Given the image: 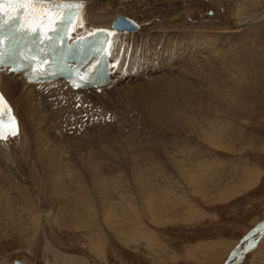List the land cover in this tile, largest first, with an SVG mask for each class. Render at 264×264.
<instances>
[{"label":"rangeland","instance_id":"374dc122","mask_svg":"<svg viewBox=\"0 0 264 264\" xmlns=\"http://www.w3.org/2000/svg\"><path fill=\"white\" fill-rule=\"evenodd\" d=\"M137 1L141 4L139 7L143 12V14L138 15L137 19L141 22L140 26L147 27L148 22L151 21L153 22V29L157 28L156 30L143 29V34L149 35L153 31L154 34L156 31L160 33L161 36L159 37L162 40L172 39V42L173 40L178 41L182 36L186 38L185 42L189 44L190 50L184 51V56L182 54L185 58L179 55L182 50H178V57L181 61L186 62L188 60L187 62L190 63L191 60L196 58V61L200 60H198L199 63L202 59L206 61L209 55L210 57L215 56L214 52L210 54L209 49L200 52L195 51V47L191 45L197 35L208 37L207 42H210L209 44H212V47L219 48V57H221L220 54L224 55L221 51L224 52L227 48L234 47V52L237 54V63L234 70L235 74L231 79L233 89L230 105L225 107L223 112L199 114L193 118L194 120L187 118L185 121H180L181 118L175 119L171 116L159 115L160 105L151 95L157 94V92L148 89L153 80L144 75L141 80L129 83L122 82L119 85L122 89L120 91L123 93L121 99L119 91L116 92V90L111 93L105 92L107 95L104 92H97L96 96L86 95V99L91 102L83 105H81L82 98L77 97L78 103H75L73 108L78 113L80 112L79 115L65 116L62 125L60 124L61 126L59 125L58 129L52 125L45 127V123H43L38 127L40 130H28V137L31 135V138L36 137L34 139L36 151L35 148L31 150V152H34H30L29 160L27 158L29 162L26 163L27 166L34 165L37 174L43 172L44 176L46 174L44 171L48 167L51 168H49V172L46 170L48 175L53 169L55 171L53 173H58L59 177L64 175L63 178L60 177L59 179L58 177L56 182L60 187L63 183L69 185L66 187L63 184L67 190L63 193V196L58 194L62 197L66 196V199L73 198L76 195L74 189H77V183V186H83L87 193L88 186H92L87 195L89 198L92 197V199H88L94 207L91 210L92 216L88 220H83L85 223L82 224L79 221L76 224L77 226L74 225L73 227L62 223L60 224L63 226H57L54 221L47 223V220H44L43 222L35 213L26 216L30 220L28 223L33 221L37 223V225L30 228L19 229L9 223H3L4 225L0 223V264H13L14 259L23 264H54V258L47 250L45 241L49 243L51 248L71 257L73 264H223L226 260L229 261L232 258L230 252L238 245L240 238L249 233L259 221L264 219V19L249 22L239 28L237 32L233 31L234 17L232 16L234 4L236 5L238 2V4L242 3L248 8L246 18L249 20L264 10V0ZM135 2L136 0L133 1V5ZM147 2H149L148 5ZM153 13L159 17H154ZM143 15L147 16L149 20ZM160 18L165 20L163 24V20L159 23ZM231 32H234V34H231ZM232 54L235 53L232 52ZM138 56L140 59L139 51L134 52L133 57ZM181 61L177 60V65ZM175 68L176 71H173L177 73L178 68L176 66ZM160 73H163V70ZM176 73L172 74L175 75ZM189 73H187V76H189ZM165 74L163 73V75ZM191 76H193L191 77L193 79L194 75ZM100 98L108 100L110 107L105 106V103L99 100ZM148 98L152 99L149 101ZM149 110L152 111L149 112ZM146 116L151 119L147 120ZM160 118L166 124L163 122L161 126L159 124ZM154 119H157L156 122ZM125 121L133 124L136 122L139 127L134 126L135 124L129 125ZM141 121L148 129H145ZM193 123L197 125L193 126ZM159 127L161 128L159 129ZM196 128H199V130H215L212 140L206 143L202 141V144L195 138L194 133H189L191 130H197ZM194 143L197 146L193 147ZM129 144H132L135 148L134 153L132 152L133 147ZM175 146L183 147L182 150L188 153H194L195 151L197 154H201L200 158L202 161L204 160V164L197 167L192 166L193 162L192 165L191 163L188 164L189 182L182 181L179 178L170 180L168 199L163 201L156 199L153 204L136 199L134 203L132 201V207L126 208V213L122 216H104L99 212L101 204L98 201L99 204L95 202L99 196L97 190L94 192L96 189L93 182L95 173L101 171L99 172L101 179H99L107 181L112 174L110 173L108 176L105 171L106 173L110 171L112 173L118 172L117 174L121 179L116 182H121L122 188L125 186L128 188L134 182V178L130 174L133 168L149 169L148 172H150L151 164L149 162L151 159L159 161L160 158H164L163 161L166 163L169 156L165 153H172ZM120 147L124 150H121ZM129 147L131 148L130 153H128ZM79 149H82L83 152ZM38 150L41 153H46L47 156L41 154ZM120 150L123 151V154L121 152V155L119 154L121 158L118 156ZM125 150L127 154H130L128 156L136 157V159L124 156ZM203 150L204 152H202ZM34 153L36 159H33ZM57 153L60 154L57 155ZM83 153L94 163H90ZM94 153L97 157L93 155ZM192 155L190 161L193 160ZM44 157H47L46 160ZM91 157L93 159L95 157V159L93 160ZM112 157L116 159H113L114 162L116 161L113 166L111 165ZM124 157L129 158L127 161L131 159L130 162L133 163L129 162L127 165L122 162L121 164L119 158L125 162L126 158ZM57 158L58 160L60 158L59 162H57ZM117 161L119 162L117 163ZM0 162V166L5 165L6 168L11 166L6 164L5 161ZM100 162L104 163H101L103 166H98ZM40 163L48 167H42L39 165ZM59 163L64 164L60 165ZM65 163L69 168L65 167ZM91 164L95 165V170H93ZM21 165L18 166L17 164V169ZM59 165L64 167L61 168ZM4 167H0V170L3 169L0 172V178L4 181V175L7 178L5 177V182H1L0 179L3 184L0 183V193H3V189H5L6 191L2 197H9L11 193H14L15 197H19L16 196L20 191L18 186L22 187L26 180L22 179L21 181V178L18 179L19 176L12 167L13 170L10 168V171L13 172H10L12 175L6 173L9 170L7 171ZM54 167H57L56 170ZM99 167H102L101 169H104V171ZM33 172L35 173V171ZM61 172H64V174ZM103 173L104 176H102ZM1 174H4L3 178ZM42 174H40L41 182L49 183L48 179L47 182L44 180L47 177L43 178ZM70 174L71 176H69ZM77 176H80V178H76ZM84 176L89 178H87V184L91 179L93 181L91 180L88 185L86 183L82 185L81 178ZM51 177L54 178L55 176L51 175ZM8 178H11L10 180L13 182H9ZM75 178L78 180L77 183L73 182ZM112 178L114 177L112 176ZM16 179L18 181H15ZM59 180L60 183L61 181L63 183L60 184ZM70 180L73 184L69 182ZM6 182L13 186L16 185L19 191L14 187L12 188L14 192H11L9 188L12 185L10 186ZM19 183L20 185H17ZM45 183L44 185L41 184V187H44ZM51 186L53 188V182ZM45 187L44 192L50 193L49 190H52V188H48L49 185ZM122 188L117 189L116 193L129 191L127 188L123 190ZM69 191L75 194L72 193L69 197L67 195ZM113 193L112 195L118 197L114 191ZM47 194L44 199L40 192L37 199L45 201L50 198L51 201L48 200V204L51 202L53 210H51L50 204H45L47 200L45 202L40 201L47 205L46 207L49 211L51 210L52 216H56L62 210L63 206L60 205L63 204L65 197L60 198V196H54L52 193V198L50 197L51 194H49V198H46ZM91 194L98 196L93 197ZM12 197L10 196V198ZM12 200L14 201L13 198ZM55 202L59 206H56ZM13 203L16 204L18 201ZM2 205L4 207V204ZM57 207L59 211H57ZM34 216L35 219L31 220V217ZM261 228L252 232L254 234L249 242L246 238L238 245L235 250L238 261L234 264H264V228L262 230Z\"/></svg>","mask_w":264,"mask_h":264},{"label":"bare ground","instance_id":"6f19581e","mask_svg":"<svg viewBox=\"0 0 264 264\" xmlns=\"http://www.w3.org/2000/svg\"><path fill=\"white\" fill-rule=\"evenodd\" d=\"M133 1L134 0H85V3H86V20L82 23V26L76 28V33L77 34H87V33L95 30L97 27H100V26H106V27L109 26L110 27L111 21L114 18H116L117 15L127 16V17L133 19L134 21H136L140 25L141 22H139V20H137V19H138L139 14H143L142 10H140V7H139L141 4L138 3L139 1L136 0L135 4L133 5ZM158 1H160V0H158ZM148 3L149 2H147L146 4L148 5ZM151 4H153V3H151ZM161 4H163V3H161ZM153 5H151V6L154 7ZM234 6H235L234 12L232 14V16L234 17V29H233V31L238 32L239 28L243 27L244 25L248 24L249 22L252 23L254 21L264 19V10L260 14L255 15L253 18L248 20V18H246V14L248 11V8L246 7V5H244L242 3L238 4V2H237L236 5L234 4ZM166 11H167V9H166ZM172 11H173V9H172ZM146 14H147V12H146ZM152 15H154V17H156V16L159 17L158 15L155 16L154 13ZM143 16L145 17V15H143ZM150 17H151V15H150ZM145 18H148V17L146 16ZM162 18H163V16H162ZM169 19H170V17L168 18V20ZM147 20H149V18ZM160 20H161V18H160ZM162 20L159 21V23L162 22ZM164 21L165 20H163L162 24L164 23ZM152 26H153V22L150 21V22H148L147 27H141L140 26L141 29L139 28V30H140V31L138 30L139 32L138 31L113 30L111 54H112L113 59H115V61L118 64L117 71L112 76L113 77L112 81L103 85L102 88H96L95 90H85V91L84 90H73L62 81H57V82H54L51 84H43V85L28 84L24 80H22V78L20 76L11 74V73L5 71L4 69H0V92L5 97V99L8 101V103L10 104V106L13 110V113L18 120V134L15 137H8L7 139L0 141V161H2V162L5 161V162H7L6 164H10L11 166H9V168H8V166L6 168L5 165L0 166V167L3 168L5 166L4 168H6L7 171L9 170V172H6V170L4 169L5 172L10 174V175H12V173H13L12 171H10V168L12 167L15 170V173L18 174V176H19V177H17L18 179L21 178V181H22V179L26 180V181H24L25 184H23L22 187L18 186L20 188V191L18 188H16L17 187L16 185L13 186L11 184L12 187L9 188V189H11L10 190L11 192H14V189L12 191V188H14V187L19 191V193L16 195L19 197H15L13 195L14 193L10 194L9 193L10 191L8 192L11 197L14 196L17 199L16 200L14 197H12L14 199V201H18V203L14 204L13 203L14 201L12 200V198H10V196L9 197H2V195L6 191L5 189H3L4 190L3 193L2 192L0 193V223H2V224L3 223H9L13 227L19 228V229L20 228L25 229L26 227L30 228L31 226L37 225V223H36V221L28 223L30 220L28 218H26V216L28 217L29 215L31 216L32 214L35 213L40 217L41 221H43V222H44V220H47V223L49 221H50V223H52L54 221V223L57 226L64 224V225H72V227H73L74 225L77 226L76 224L79 221L82 222V224L85 223V222H83V220H85V219L88 220V218H90L92 216L91 210L94 206L89 203V201H90L89 199H92V197L89 198L87 195L90 191L89 189H92L91 188L92 186H90V185L88 186V193H87V191H85L83 189V186L82 187L77 186L78 180L76 178H80V176L79 177L77 176L75 178V180H73V182L75 181V183H77L76 184L77 189L75 187H74L75 189L73 188L74 190H76V191H74V192H76V195L75 196L73 195L74 196L73 198L66 199V196H64L65 198L62 196H63V193H65L67 191L64 188L65 187L64 185H66V187H67L68 184H64L62 181L60 183V180H59L58 182L60 184H62V183L64 184V185L63 184L61 185V187H63V188H61L59 186V184L57 185L56 181L59 177L58 176L59 174L53 173V172H55L54 169H53V171L51 170L52 172H50L49 173L50 175H48L46 170H48V172H49L50 167L47 166L48 169H46L47 167L43 166V164L40 163L39 165H41L42 167H46V168L41 167L42 169H46L44 171V173H46L44 176L42 174L43 173L42 171H41L42 173L39 172L40 171L39 169H38L39 173L37 174V171L34 169V167H33L34 165L32 163H31V165H33V166H27V164L29 163L28 160L30 158L29 157L30 152L33 148H35L34 147L35 146L34 139L36 138V137L31 138L32 135L28 137L27 136L28 130H33V131L34 130H40V129H38V127L40 125H42L43 123H45L44 124L45 127L52 125V126H54V128L58 129L59 125L60 124L62 125V123L64 121L63 118L65 116L79 115L80 112L78 113L73 108L75 103H78V101L76 99L77 97L82 98L81 99L82 100L81 105H83L84 103L87 104V103L91 102L90 100L88 101L86 99V97H87L86 95L96 96L98 91L104 92V93L108 91L111 93V92L116 90V92L119 91V97L121 99L123 93L120 91L121 88L119 85L122 82H124V83L134 82L137 80H141V77H143L144 75H147L148 79L153 80V82L150 83L151 84L150 87L148 86V89H150L154 92H157V94L154 93L155 95L154 94H151V95L154 96L153 98H155V100L158 101V103L160 105L159 106L160 107L159 115L163 114L165 116L166 115L171 116L172 118H175V119L181 118L180 121H185V120H187V118L189 120H191V119L195 118L196 116H198L199 114H205L206 115L208 113L210 114L211 112H213L215 114L217 112H221V111L223 112L225 107H228L230 105L231 94H232V89H233L231 86L232 85L231 79H232V76L235 74L234 70H235V65L237 63V54H236V52H234V47L229 46L231 48H227L224 52L221 51V53H224V55L220 54L221 57H223L221 59V57H219V54H218L219 48L212 47V44H209L210 42H207V40H206L208 37L197 35V36H195L194 41H193L194 45L193 44L191 45V46L195 47V51L197 50L198 52H200V51H204L205 49H209L208 51L211 52L210 54H212L214 52L215 56L212 55L213 57H210V55H209V57L206 61L205 60L203 61V59H202L203 56H202L201 57L202 60L199 63H198L199 59L196 61L195 60L196 58L191 60L190 63L187 62L188 60L186 62H184V61L180 60V57H178V50H182V53H179L180 56H182L184 51L190 50L188 47L189 44H187L185 42L186 38L182 36L181 39H179L178 41L173 40V42H172V39H163L162 40L159 37V36H161L160 33L159 32L157 33L156 31L154 34H153L154 31L149 35L143 34V29H145V30H147V29L148 30H156L157 29V28L153 29ZM231 34H234V32H231ZM138 51H139L140 59H139V56L135 57V58L133 57L134 52H138ZM232 52L235 54H232ZM183 56H184V54H183ZM183 56H182V58H185ZM175 57H176V61L174 62ZM177 60L181 61V62H179L178 65H177ZM174 65L178 68L177 73L174 72V71H176V68ZM171 67H173V68H171ZM162 70H163V73H166L167 75L166 74L163 75V73H160ZM188 72H190L191 75H194L193 79H191V77H193V76H191L190 73H189L190 77L187 76ZM122 73H125L126 77L123 78L121 76ZM172 73H176V74L173 75ZM188 80L190 81L189 84H188ZM195 81H197V82L194 83ZM144 88H145V86H144ZM124 94H125V91H124ZM80 95H82V96H80ZM105 97H107V96H105ZM120 99H118V101L121 102ZM148 99L150 101L152 98L151 99L148 98ZM99 100L104 102L105 106L110 107V102L108 100H104L103 98H100ZM133 101H135V100H133ZM108 107H107V109H108ZM146 111H148V110H146ZM146 111H145V113H146ZM150 111H152V110H149V112ZM149 114H152V113H149ZM136 115H138V117H141L139 114H136ZM156 117H158V116H156ZM146 118H147V116H146ZM148 119H151V118H147V120ZM58 120H59V123H58ZM156 120H155V122H156ZM126 121H128V120H126ZM142 121H141V123L144 126V122H142ZM163 122H164L163 119H161L159 124L162 126ZM126 123L129 125L135 124L134 126L139 127L138 124L136 125V122L134 124L132 122H130V123L126 122ZM192 125L195 126L197 124L194 125V123H193ZM157 127H158V125H157ZM160 128L161 127H159V129ZM145 129H148V128L145 127ZM196 129L197 130H191V132H189V133H192V134L194 133L195 138L198 141H200L201 143H202V141L206 143V142L212 140V136H213V133L215 130H199V128H196ZM132 130H133V128H132ZM33 131H32V133H33ZM130 132L132 133V131H130ZM130 142H132V141L130 140ZM130 145L133 147L132 144H129V146ZM127 146H124V147H127ZM136 146H138V145H136ZM192 146L194 147L197 145L194 143V145H192ZM198 146H200V145H198ZM55 147H57V146H55ZM121 147H120V149L124 150ZM82 149H79V150H81V152H83ZM134 149L135 148L133 147L132 152L135 151ZM182 149H183V147L175 146L172 153L166 151L167 153H165V154L169 156L166 159V163H164V161H163L164 158L163 159L160 158L159 161H155V160L151 159V161L149 162L151 164L150 172H148L149 169L140 170L137 168H133L131 170L130 174L134 178V182H132V184H130L128 188L126 186L122 188V183L116 182V181L121 179V178H119V176L117 174L118 172L112 173L110 171V172L106 173V171H105V174H108V176L110 175V173L112 174L111 177L109 176L110 179L107 181L104 179L100 180L101 178H100L99 172H101V171H98V173H95L94 178H93L94 181L92 179L91 180L94 182V184L96 186V189L94 190V192L97 190V193L99 195V196L96 195V196H98V198H96V201H95L96 203L98 201L101 204L100 205L101 207L99 209L100 211L99 210L98 211L101 212L104 216H112V217H116L117 215L122 216L123 214L126 213V208H128V207L130 208L131 204H133L135 202L134 200H136V199L142 200V201H144V203L148 202V204H153L156 201V199L158 201H163L165 199H168L167 197H168V195H170L169 186H170L172 179L175 180V179L179 178L182 181L189 182L190 172L187 169L188 164L191 163V165H192V162H193L194 164L192 166H195V167L204 164V162H203L204 160L202 161V159L200 158L201 154H197L195 151H194V153H188L186 151H183ZM39 150H40V148H39ZM74 150H75V148H74ZM121 150L119 151V153L116 152V153H118V156L121 155L120 154ZM35 151H36V148H35ZM38 151H37V153H38ZM130 151H131V148H130V150L128 149V153H130ZM191 151H192V149H191ZM33 152H31V153H33ZM125 152L126 153H124V156L130 157V156H128L130 154H127L126 150H125ZM202 152H204V150ZM76 153H78V152H76ZM138 153H139V151H138ZM41 154L44 155L46 153H41ZM58 154H60V153H57V155ZM79 154H80V152H79ZM98 154H100V153L98 152ZM110 154H111V152H110ZM83 155L85 158L88 159V157H86L84 153H83ZM93 155H95V153ZM107 155H109V154H107ZM132 155H134V154H132ZM191 155L193 156L192 161H190ZM34 156H35V153H34L33 157ZM46 156H47V154H46ZM35 157L33 159H36ZM27 158H28V160H27ZM46 158L44 157L45 160H46ZM120 158H121V156H120ZM120 158H119V161L121 162V164L123 162L124 164L128 165V163L131 160L130 159L129 161H127V159H129V158L124 157V158H126V161L124 162L122 159L120 160ZM130 158H133V157L131 156ZM94 159H95V157H94ZM113 159H114V157H112V160H111L112 166L116 162V161L114 162ZM133 159L135 160L136 157ZM57 160H58V158H57ZM97 160H98V158H97ZM107 160H109V159H107ZM114 160H116V159H114ZM41 161H43V160L41 159ZM59 161H60V158L57 162H59ZM89 161H88V163H89ZM119 161H117V163ZM84 162H86V161L84 160ZM50 163H51V161H50ZM90 163H94V162L90 161ZM101 163L104 164L103 162H100V164H98V166L101 165ZM0 164H1V162H0ZM17 164H18V166H19V164H22L20 167H18L19 169H17ZM53 164H54V162H53ZM61 164H64V163H61ZM94 166L95 165H92L93 170H95ZM101 166H103V165H101ZM60 167L63 168L64 166L63 167L60 166ZM65 167H68L67 164ZM12 168H11V170H13ZM38 168H39V166H38ZM56 168H55V170H56ZM101 168L102 167H99V169H101ZM127 168H128V166H127ZM109 169H108V171H109ZM116 169H118V168H116ZM18 170H21V171L19 172ZM101 170L104 171V169H101ZM1 171H3V169H1L0 172ZM33 171H35V173ZM59 171H61V170H59ZM79 171H81V170H79ZM10 172H12V173H10ZM61 173L64 174V172H61ZM40 174H42L43 178L47 177V178H44V180L46 181L48 179L50 184L45 183V182L42 183L41 179H40ZM3 175L4 174H1V177ZM51 175L55 176L54 177L55 180H54V178L51 177ZM66 175H68V174H66ZM63 176H60V177L63 178ZM69 176H71V174ZM102 176H104V173ZM112 176L115 179L112 178ZM5 177L6 176L4 175V179L6 181L7 177L6 178ZM8 177H9V175H8ZM10 177H12V176H10ZM60 177H59V179H60ZM14 178H15V176H14ZM87 178H85V176L81 178L82 181L83 180L85 181V179H86L85 182L81 181L82 185H83V183L87 182ZM10 179H9V182L11 181ZM64 179H66V178H64ZM64 179H62V180L64 181ZM5 181L2 180L1 182H5ZM15 181H18V180L16 179ZM90 181H88V182L90 183ZM12 182L13 181H11V183ZM52 182L54 184L53 188L51 186ZM69 182H72V180H70ZM73 182L71 184H73ZM20 183L17 185H20ZM44 183L47 185V187H48V185L50 186L48 188H52L53 191L49 190V189L48 190H49V192L51 191L54 194V196L55 195L56 196L62 195V196H60V198L62 197L65 199L63 204L61 203V205H60V206H63L60 213H58V214L55 213L58 216L53 215L54 216L53 217L51 215V210H53L52 206L50 204L51 202L49 203L51 206L50 207L51 210L49 211L46 207L47 205H49L48 202L51 201L48 196H49V194H51L50 197L52 198V193L50 192L47 194L46 191L44 192L46 185L44 187H41V184L44 185ZM94 184H92V185H94ZM8 185H10V183ZM72 187H70V188L72 189ZM2 188H3V186H2ZM41 188H43V190H41ZM120 188H122V190L127 188L129 191L128 192L120 191L119 194L116 193L117 192L116 190L120 189ZM16 189H15V191L17 192ZM42 191L44 192V195H43ZM113 191L117 194L118 197H115L116 195L115 196L112 195V194H114ZM40 192L42 194L41 196H44V199H45V195L47 194L46 198H49L48 199L49 201L46 199L47 202L45 204H47V205L44 204V202L46 200L44 201V200L40 199V200L44 201L42 203V201L37 199ZM72 193L73 192L70 193V191H69L67 193V195H69V197H70V194H72ZM58 194H60V195H58ZM73 194H75V193H73ZM32 196L34 199L32 198ZM96 196H93V197H96ZM93 199L95 200V198H93ZM11 200H12V202H11ZM52 201L54 202V200H52ZM132 201H133V203H132ZM2 204H4V207ZM97 204H99V203H97ZM57 205L58 204L56 203V206ZM53 206H55V205H53ZM60 209H61V207H60ZM95 209H96V207H95ZM57 211H59L58 207H57ZM27 214H29V215H27ZM88 214H89V216H88ZM31 218H32L31 220H34L35 216L31 217ZM60 223H62V224H60ZM259 228H261V230L264 228V219H263L262 223L259 224V226L256 228L257 229L256 231H258ZM45 243H46L47 250L52 254V256L54 258L53 259L54 264H73V260L71 257H68L66 255L61 254L57 249L51 248L47 241H45ZM234 254L236 255V252ZM239 254H241V253L239 252ZM235 260H237V256H232V258L227 262V264H231Z\"/></svg>","mask_w":264,"mask_h":264},{"label":"snow or ice","instance_id":"6c2138e0","mask_svg":"<svg viewBox=\"0 0 264 264\" xmlns=\"http://www.w3.org/2000/svg\"><path fill=\"white\" fill-rule=\"evenodd\" d=\"M83 7V0H0V18H3V23L20 18L26 25L20 29L21 31L39 32L42 41L45 39L52 41L59 39V36L54 37L49 33H59L61 25L66 24L68 28L82 26V21L78 17ZM124 23L129 22L125 20ZM3 43L4 39L0 38V44ZM39 67L37 65L36 70H39ZM2 100L3 97L0 95V101ZM8 112H11L10 108ZM4 118L5 113L0 108V141L18 134L15 117H10L13 126L7 132L3 127Z\"/></svg>","mask_w":264,"mask_h":264},{"label":"water","instance_id":"95a60500","mask_svg":"<svg viewBox=\"0 0 264 264\" xmlns=\"http://www.w3.org/2000/svg\"><path fill=\"white\" fill-rule=\"evenodd\" d=\"M120 18H123V17H120ZM262 221L263 220H261V221H259L258 223H257V225H256V227L253 229V231H255V230H257L256 228L259 226V224H261L262 223ZM253 234L254 233H251L250 235H246V236H244L242 239H240V242H242V241H244V239H246V238H248L247 240H248V242L251 240V238L253 237ZM237 247H238V245H236L235 246V248L233 249V251L231 252V254H230V256H235V250L237 249ZM233 263V262H232ZM231 263V264H232ZM224 264H227V262L226 263H224Z\"/></svg>","mask_w":264,"mask_h":264}]
</instances>
